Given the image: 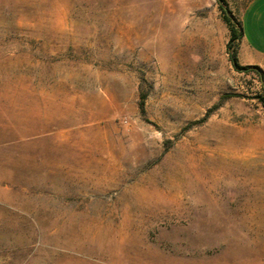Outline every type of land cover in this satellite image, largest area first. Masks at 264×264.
Masks as SVG:
<instances>
[{"label": "rangeland", "instance_id": "obj_1", "mask_svg": "<svg viewBox=\"0 0 264 264\" xmlns=\"http://www.w3.org/2000/svg\"><path fill=\"white\" fill-rule=\"evenodd\" d=\"M230 38L219 0H0V264H264Z\"/></svg>", "mask_w": 264, "mask_h": 264}, {"label": "crops", "instance_id": "obj_2", "mask_svg": "<svg viewBox=\"0 0 264 264\" xmlns=\"http://www.w3.org/2000/svg\"><path fill=\"white\" fill-rule=\"evenodd\" d=\"M243 38L239 60L244 66H257L264 73V0H251L241 15Z\"/></svg>", "mask_w": 264, "mask_h": 264}, {"label": "trees", "instance_id": "obj_3", "mask_svg": "<svg viewBox=\"0 0 264 264\" xmlns=\"http://www.w3.org/2000/svg\"><path fill=\"white\" fill-rule=\"evenodd\" d=\"M219 2L221 3V10L223 12V20L230 30V34H231L230 40L232 43L235 44V48L233 49H231V46H229V54H230L231 62L233 63L234 67L239 71L249 72L253 70L258 73L262 81L263 93L261 95H257V98L261 99L264 103V73L263 71L257 66H251V67L241 66L237 58L236 48L243 38L241 21L229 15V11L223 7V0H219ZM140 109L144 113V97L140 103Z\"/></svg>", "mask_w": 264, "mask_h": 264}]
</instances>
